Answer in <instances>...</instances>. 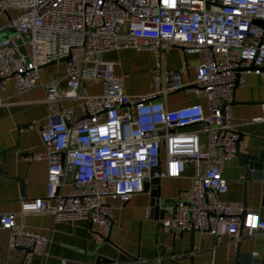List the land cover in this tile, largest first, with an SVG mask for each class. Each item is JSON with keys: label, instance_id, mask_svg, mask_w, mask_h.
Wrapping results in <instances>:
<instances>
[{"label": "built area", "instance_id": "obj_1", "mask_svg": "<svg viewBox=\"0 0 264 264\" xmlns=\"http://www.w3.org/2000/svg\"><path fill=\"white\" fill-rule=\"evenodd\" d=\"M9 6L20 11L7 22L16 35L0 40V105L8 77L23 92L38 83L41 65L61 60L67 77L63 93L54 81L45 84L51 108L41 131L46 193L23 198L20 212L48 211L56 221L87 219L108 227L111 208L104 197L127 201L153 175L181 176L189 158L195 164L191 189L175 200L163 226L218 236L224 224L234 239L241 225L247 235L264 231L259 212L220 197L228 186L223 164L235 154L238 139L228 122L235 82H244V71L264 74V0H0V10ZM21 34H27L23 41ZM177 43L185 45L183 53L202 58L193 92L206 98V108L201 102L170 108L160 97L184 86L180 69L154 67V90L132 95L115 73V62L101 57L126 46L159 51ZM242 61L253 67L240 70ZM85 78L101 79L102 91L83 92ZM67 97L81 99L83 115L67 118L61 108ZM260 105L254 120H264ZM162 150L164 167L150 174L160 166ZM23 156L40 158L35 152ZM3 230L12 248L44 250L49 239L17 222L12 211L0 212Z\"/></svg>", "mask_w": 264, "mask_h": 264}, {"label": "crops", "instance_id": "obj_2", "mask_svg": "<svg viewBox=\"0 0 264 264\" xmlns=\"http://www.w3.org/2000/svg\"><path fill=\"white\" fill-rule=\"evenodd\" d=\"M20 11L15 6L0 10V40L16 35L7 25L12 16ZM27 34L19 35L25 40ZM28 49L27 45H23ZM185 45L177 43L165 50L155 51L133 46L109 50L101 54L103 59L115 62V73L122 77L125 91L132 95L154 90L152 69H180L184 86L168 91L160 97L170 108L193 102H201L206 108V98L193 92V76L196 65L202 60L196 52H185ZM240 70L251 63L242 61ZM244 82L233 88L231 112L228 122L238 135L236 147L239 153L227 159L222 173L227 179V189L221 193L222 200L242 203L247 210L264 216V179L247 173L242 154H258L264 151V120H254L264 102V74L253 70L243 72ZM54 81L60 93L67 88L65 62L49 61L40 66L38 83L31 89L18 92L12 78L6 80L4 102L0 105V212H16V220L25 227L47 234L48 243L43 250L39 246L12 248L8 244V231L0 233V264H97L117 258L120 247L135 256L141 264H235L236 244L254 259L264 264V231L247 235L242 226L241 236L234 239L224 224L220 234L213 236L207 231L180 230L166 227L161 219L171 214L175 200L187 197L192 186L194 162L187 158L181 176L160 177L161 201L150 205L149 190L136 191L127 201L106 196L103 198L111 208V224L103 227L87 219L54 220L48 211L20 212L23 198L44 196L46 193L47 161L46 147L41 131L46 127L51 111L46 100L45 84ZM80 89L86 94H97L103 89L99 78H85ZM61 108L67 118L83 115L81 99L62 98ZM69 109V110H68ZM205 135L201 136L202 144ZM38 153L40 158H24L26 153ZM160 167H164L161 151ZM203 170V163L198 165ZM72 173L67 180L71 181ZM64 185L62 190H67ZM122 257H126L121 255Z\"/></svg>", "mask_w": 264, "mask_h": 264}, {"label": "water", "instance_id": "obj_3", "mask_svg": "<svg viewBox=\"0 0 264 264\" xmlns=\"http://www.w3.org/2000/svg\"><path fill=\"white\" fill-rule=\"evenodd\" d=\"M256 22L260 23L263 22L261 19H255ZM240 67V66H239ZM238 67V68H239ZM253 67L252 64L250 68ZM237 82H235L234 87L236 86ZM236 152L240 154L239 149L236 147ZM242 161L244 169L247 173L251 172V175L256 178L264 179V151L260 150L258 154L253 153H243L242 154ZM160 166L152 167L150 170V174L154 172H159ZM160 177L158 175H153L150 178L144 181V189L149 190L151 199L150 205L154 206L159 204L161 201V191L159 186ZM264 188V185H263ZM244 216V212L239 215L240 219ZM242 231V225L240 226V234ZM121 252V255L126 257H122L121 255L117 258L106 260L103 264H141L136 262V257L128 254L120 247H117ZM28 251H31L32 248H27ZM97 264H102V262H97ZM235 264H263L261 260L254 259L252 255L248 252L241 251L239 249V243L236 244L235 250Z\"/></svg>", "mask_w": 264, "mask_h": 264}, {"label": "rangeland", "instance_id": "obj_4", "mask_svg": "<svg viewBox=\"0 0 264 264\" xmlns=\"http://www.w3.org/2000/svg\"><path fill=\"white\" fill-rule=\"evenodd\" d=\"M21 49H22L23 51H26V49H25V47H24V46H21Z\"/></svg>", "mask_w": 264, "mask_h": 264}, {"label": "snow or ice", "instance_id": "obj_5", "mask_svg": "<svg viewBox=\"0 0 264 264\" xmlns=\"http://www.w3.org/2000/svg\"><path fill=\"white\" fill-rule=\"evenodd\" d=\"M250 219H253L254 220L255 218H250Z\"/></svg>", "mask_w": 264, "mask_h": 264}]
</instances>
